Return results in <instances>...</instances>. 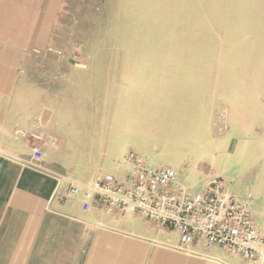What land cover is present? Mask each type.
I'll list each match as a JSON object with an SVG mask.
<instances>
[{"label": "crops", "instance_id": "crops-1", "mask_svg": "<svg viewBox=\"0 0 264 264\" xmlns=\"http://www.w3.org/2000/svg\"><path fill=\"white\" fill-rule=\"evenodd\" d=\"M63 4L0 0V264H259L218 249L210 257L179 252L175 234L95 202L85 211L81 197L67 196L65 180L58 185L56 175L88 182L97 172L116 173L114 161L160 140L123 118L124 103L144 105L142 113L155 123L186 94L171 75L125 68L98 75L86 64L66 90L42 88L34 106L22 74L32 53L50 44ZM20 133L42 136V164L51 173L24 164L31 153Z\"/></svg>", "mask_w": 264, "mask_h": 264}, {"label": "rangeland", "instance_id": "rangeland-1", "mask_svg": "<svg viewBox=\"0 0 264 264\" xmlns=\"http://www.w3.org/2000/svg\"><path fill=\"white\" fill-rule=\"evenodd\" d=\"M32 56L22 76L34 106L86 64L184 83L183 101L155 123L144 105L123 104V118L160 138L136 153L194 191L218 176L264 226V0H64L50 44Z\"/></svg>", "mask_w": 264, "mask_h": 264}, {"label": "built area", "instance_id": "built-area-1", "mask_svg": "<svg viewBox=\"0 0 264 264\" xmlns=\"http://www.w3.org/2000/svg\"><path fill=\"white\" fill-rule=\"evenodd\" d=\"M30 149L24 164L51 173L42 162L43 140L35 133H20ZM116 173L97 172L88 182L56 175L58 185L68 183L67 196L81 197L86 211L95 202L119 215L136 214L163 231L177 236L173 249L199 257L220 250L231 258L264 264V226L218 176L207 178L199 191L184 185L175 170L153 167L128 152L119 160ZM53 174V173H52ZM201 246L204 252L193 249Z\"/></svg>", "mask_w": 264, "mask_h": 264}]
</instances>
